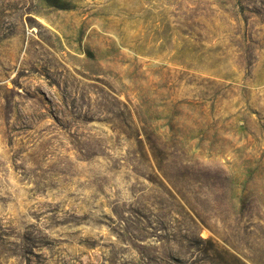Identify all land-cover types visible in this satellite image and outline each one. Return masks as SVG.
<instances>
[{
    "label": "rangeland",
    "instance_id": "obj_1",
    "mask_svg": "<svg viewBox=\"0 0 264 264\" xmlns=\"http://www.w3.org/2000/svg\"><path fill=\"white\" fill-rule=\"evenodd\" d=\"M0 264H264V0H0Z\"/></svg>",
    "mask_w": 264,
    "mask_h": 264
}]
</instances>
